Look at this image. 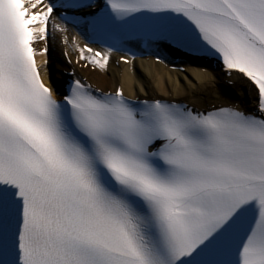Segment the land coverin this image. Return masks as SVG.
Instances as JSON below:
<instances>
[{
    "label": "snow or ice",
    "instance_id": "6c2138e0",
    "mask_svg": "<svg viewBox=\"0 0 264 264\" xmlns=\"http://www.w3.org/2000/svg\"><path fill=\"white\" fill-rule=\"evenodd\" d=\"M57 37L93 71L214 59L254 103L54 86ZM0 264H264V0H0Z\"/></svg>",
    "mask_w": 264,
    "mask_h": 264
},
{
    "label": "bare ground",
    "instance_id": "6f19581e",
    "mask_svg": "<svg viewBox=\"0 0 264 264\" xmlns=\"http://www.w3.org/2000/svg\"><path fill=\"white\" fill-rule=\"evenodd\" d=\"M51 42L53 45H57L58 50H65V46L60 43L59 37ZM39 46L38 42L37 47ZM68 54L72 59L77 55L71 49L68 50ZM121 54L113 53L107 71H103L100 76L91 72L89 68H77V71L88 76L98 88L104 90L113 85H121L125 94L133 98L165 97L168 100L195 103L198 108L221 103H230L244 108L250 107L254 103L250 90L246 88L240 77L233 74L227 78L219 66L214 68L205 63L196 66L195 63L191 62L185 64L187 72L173 71L164 64L154 62L153 56L150 59L136 57L133 63L117 65L116 60ZM49 57L48 54V60L50 63L53 61L56 70L52 75L48 65V74L44 78L48 83L55 86V79L59 78L63 82L65 81L67 76L63 70H70V67L58 52L54 54L51 60ZM42 59L43 57L38 55V61L40 62ZM229 80L234 81V86L227 83Z\"/></svg>",
    "mask_w": 264,
    "mask_h": 264
},
{
    "label": "rangeland",
    "instance_id": "374dc122",
    "mask_svg": "<svg viewBox=\"0 0 264 264\" xmlns=\"http://www.w3.org/2000/svg\"><path fill=\"white\" fill-rule=\"evenodd\" d=\"M98 73L100 74V72H99V71H97V73H96V74H98ZM231 86H232V85H231ZM113 89H114V86H113Z\"/></svg>",
    "mask_w": 264,
    "mask_h": 264
}]
</instances>
